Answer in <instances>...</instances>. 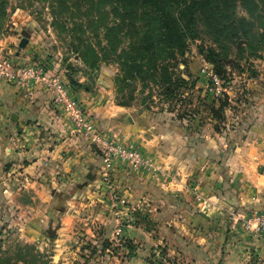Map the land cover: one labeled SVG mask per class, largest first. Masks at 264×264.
Segmentation results:
<instances>
[{
	"label": "crops",
	"instance_id": "0c3cea01",
	"mask_svg": "<svg viewBox=\"0 0 264 264\" xmlns=\"http://www.w3.org/2000/svg\"><path fill=\"white\" fill-rule=\"evenodd\" d=\"M20 23L22 36L0 39L16 66H43L71 89L73 79L79 86L72 91L98 133L138 148L177 175L164 185L149 172L114 164L113 184L125 201L116 217L101 181L99 147L72 130L51 92L0 80V203L26 217L25 242L50 243L54 264H68V258L76 264H158L152 253L159 246L168 251L164 264H264V236L255 238L237 220L264 211L263 95L249 99L248 114L232 115L230 108L218 129L204 111L180 119L163 103L136 98L122 106L117 63L92 69L71 50L63 54L46 27L30 19ZM24 37L28 43L19 49ZM196 192L223 212L198 210ZM104 239L110 241L105 249ZM117 239H124L123 247L115 246Z\"/></svg>",
	"mask_w": 264,
	"mask_h": 264
},
{
	"label": "trees",
	"instance_id": "16d2710c",
	"mask_svg": "<svg viewBox=\"0 0 264 264\" xmlns=\"http://www.w3.org/2000/svg\"><path fill=\"white\" fill-rule=\"evenodd\" d=\"M43 1L51 8L56 7L62 16L71 6L81 13L78 18L72 17L79 23L74 22L71 30L67 28L66 20L55 22L61 32L72 38L70 48L75 52H71L88 67L97 68L98 64L108 63L111 58L120 66L121 74L116 78L118 94L131 89L134 80L142 83L143 91L150 84L162 87L170 102L179 95L174 93V87L179 90L191 86L193 90L195 81L183 78L176 65L185 57L190 42L205 37L218 48V51L213 47L209 49L207 60L214 64L216 74L228 83L230 79L224 77V66L233 51L239 55L248 50L253 57L264 52V0ZM84 3L86 10L82 11ZM9 4L10 0H0V25L8 17ZM240 9L244 15H240ZM88 32L97 39L95 45L86 40L89 39ZM241 41L243 46L240 48ZM134 63L138 64V72ZM69 69L73 71V68ZM70 81L73 87L79 86L73 79ZM130 98L129 102H118L128 106L136 100V97ZM228 100L226 96L215 105L214 101L209 102L213 104L212 118L219 124L224 121L227 108H231ZM141 101L146 103L149 99ZM199 114L196 115L193 109L178 117L194 118ZM8 243L10 245L5 249ZM52 258L53 253H43L35 245L17 239L0 240V264H54Z\"/></svg>",
	"mask_w": 264,
	"mask_h": 264
},
{
	"label": "rangeland",
	"instance_id": "374dc122",
	"mask_svg": "<svg viewBox=\"0 0 264 264\" xmlns=\"http://www.w3.org/2000/svg\"><path fill=\"white\" fill-rule=\"evenodd\" d=\"M80 1L85 3L87 2V0ZM85 3L82 11L86 10ZM51 9L52 8L49 6V3L44 2L43 0H10L8 17L0 25V39H4V37L17 39V36H22L23 30L21 28L22 24L20 21H29L30 19L38 22V25L41 27H46L44 29L46 36H48L50 33V35L52 34L55 37V40L57 41V47H60L63 54H66L67 51L70 50L74 51L70 48L71 42H69L72 38L70 39L67 33L65 34L61 32L60 27L55 22L56 19L53 20L51 17ZM239 13L240 15H244L242 9L239 10ZM73 16L77 18L81 16V13L74 6H71V9L64 16H62V22L64 20L67 21V28L69 30L73 29L74 22L79 23L76 22V19L72 18ZM77 21L79 20L77 19ZM87 37L89 38L86 39L87 41L93 43L94 45L96 44L97 39H95V37L91 35L90 32H88ZM242 44L240 45V48L243 46ZM211 47L218 51L217 46L211 43V41L206 37L190 42L188 52L186 53L185 57L179 59L176 69L186 80L189 79V81H195V88L191 90V86H188L178 90V88L174 87V93H179V95L173 98L171 101L172 103L169 99L165 98L162 87H157L153 84H150V86H148V88L144 89L143 91L142 83L139 80L133 81L131 89H127L123 93L118 94V101L129 102L131 100L130 97L132 96L136 97L139 101H141L143 98H147L149 99V103L156 102L157 104H165L164 106H166L167 109L173 110V112H175L177 115L189 113L194 109L196 115L201 113L200 111H204L205 114L209 116L207 118L212 119L211 108L213 107V104L210 105L209 102L214 101L215 105L218 103L219 99H223L227 96L231 108L233 109L230 111L232 115L237 113L241 114V111L242 114H248L250 112V110H247L249 99H253L259 94L264 96V52H260L256 54L257 57H253L248 50H245L244 53H240L239 55L236 54L237 52L233 51L230 54L229 60L225 61L226 65L224 66V71L226 72V76L224 77H226L228 80L230 79V82L228 83L223 80L222 77H219L223 82L224 90L228 93L219 99L213 100V98H209L208 95H206L205 90H203L204 82L200 78V71L205 63L209 64L214 70L216 69L214 64L207 60L208 51ZM112 61L113 60L111 58L110 62ZM118 86H120V84H118ZM252 90L254 92H252ZM193 103H195V106L192 107L191 105ZM199 104L202 105L201 107H205L199 110ZM229 109L230 107L227 108L225 113ZM220 125H222V122ZM218 126L219 122L216 121L215 127ZM162 170H164L167 175H164L162 177V181L158 182L160 184H168L169 181L174 180L177 176L175 171H170L171 169L162 168ZM194 198V202L198 210L205 211L207 213L209 211L219 212L216 209L221 206L215 202V200L213 201L210 197L196 192L194 194ZM198 198H201L202 200L199 201ZM203 199L207 201V204L212 202L215 203V207L213 208L209 207V205H204L205 203L203 202ZM22 215L23 214L16 210L15 207H12L11 204L9 205L7 202L0 203V240H6V238L11 240L17 239L24 243L35 245L37 249L43 253H53L54 248L50 245V243H48V247L43 248L39 243H28L21 238L22 228L27 224L26 217ZM44 236L46 237V235ZM101 242L103 249L107 248L110 244V241L106 239L102 240ZM9 245V243L6 244L5 249H8ZM167 252V250L164 251L163 248L159 246L158 249L152 253V258L157 261L158 264H164L168 258ZM68 257H71V255ZM66 262L68 264H76L74 263L73 259L71 260L69 258L66 260Z\"/></svg>",
	"mask_w": 264,
	"mask_h": 264
},
{
	"label": "built area",
	"instance_id": "2783aa9c",
	"mask_svg": "<svg viewBox=\"0 0 264 264\" xmlns=\"http://www.w3.org/2000/svg\"><path fill=\"white\" fill-rule=\"evenodd\" d=\"M200 72V78L204 82L203 90L209 98L216 100L228 93L224 90L222 80L209 64L205 63ZM0 80L9 85L27 89L44 88L51 92L72 130L84 134L99 147L102 155L101 181L107 186L111 207L116 217L121 216L120 207L125 205V201L117 194L113 184L114 164L121 163L134 171L149 172L157 183L164 175H167L160 165L144 156L138 148L121 143L114 137L98 133L82 103L61 77L49 75L45 67L40 65L16 66L10 53L3 46H0ZM201 198L198 200H202ZM203 202L204 205L215 207L213 202L207 204L205 199ZM216 210L223 212L221 207ZM237 220H240L244 229L255 238L264 236V211L253 210L244 217H237ZM124 244V239L115 241V246L118 248L123 247Z\"/></svg>",
	"mask_w": 264,
	"mask_h": 264
},
{
	"label": "water",
	"instance_id": "95a60500",
	"mask_svg": "<svg viewBox=\"0 0 264 264\" xmlns=\"http://www.w3.org/2000/svg\"><path fill=\"white\" fill-rule=\"evenodd\" d=\"M50 14H51V17H52L53 20L56 19V20H58V21H62V16L58 13V11H57L56 8H52V9L50 10ZM27 43H28V38H27V37H24V38L21 40L20 44H19V49H24V48L26 47ZM242 43H243V41H241V42L239 43V46H240ZM133 66L135 67L136 72H138V64H137V63H134ZM88 179H89L90 181H93V180H94V177H92V176L89 175V176H88ZM201 215L207 218V216H206L204 213H201Z\"/></svg>",
	"mask_w": 264,
	"mask_h": 264
}]
</instances>
